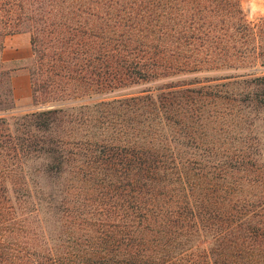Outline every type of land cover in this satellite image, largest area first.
<instances>
[{"label": "rangeland", "instance_id": "rangeland-1", "mask_svg": "<svg viewBox=\"0 0 264 264\" xmlns=\"http://www.w3.org/2000/svg\"><path fill=\"white\" fill-rule=\"evenodd\" d=\"M67 1L53 7L58 36L67 33L66 25H74L69 18L78 11L77 7L66 6ZM99 1L80 4L77 0L81 14L91 18L100 34L114 35L116 25H141L137 22L140 6L134 5L132 14L124 12L125 8L129 10L126 6L131 0H118L121 4L115 6L108 4L110 0ZM239 6L247 24L256 32L264 31V0H239ZM25 32L31 37L29 31ZM47 33L39 34L40 39L47 41ZM215 33L230 32L218 29ZM163 43L142 37L137 43L125 40L124 46L118 44L120 51L126 48L122 51L125 56L143 59L148 67L144 77L114 81L104 90L79 96L35 103L32 95L28 102L13 98V103H0L5 108L0 109V116L11 128L31 112L61 108L50 121V130L33 131L36 137L54 140L48 146L64 149L61 167L54 169L52 158L42 152L31 151L23 157L21 166L27 173L22 175L25 183L17 185L13 201L16 219L10 224V236L19 241L20 247L42 251L44 241L50 238L47 244L59 250L66 243L75 244L71 239L94 233L98 225L94 224L93 207L112 199L109 194L114 192V185L112 159L103 161L106 152L97 155L93 150L110 143L142 145L158 152L165 169L159 171L157 180L142 188V199L150 206L172 208L188 202L198 208L203 225L199 221V227L186 226L182 231L195 249H209L216 224L223 223L228 226H224V233H231L222 238L220 247L223 244V252L230 257L240 247L246 225L258 220L264 223V81L255 78L264 75V57L251 55L252 45L264 44V34L260 33L256 42H233L229 56L204 48L196 52L178 49L179 54L172 57L178 63L169 67L162 61L142 58L146 50L158 52ZM245 48L250 50L243 57L248 51ZM184 54L192 56L186 58ZM36 58L32 49L27 62L1 64L2 86L7 84L9 69L12 72L24 67L29 75L32 70L37 76ZM115 61L111 57L107 63L113 66ZM30 80L33 89L31 75ZM173 157L179 168L170 161ZM9 193L15 195L11 188ZM212 209L219 210L222 218ZM246 234L247 238L251 235V242L255 239L252 233ZM253 243L257 251V240Z\"/></svg>", "mask_w": 264, "mask_h": 264}, {"label": "trees", "instance_id": "trees-1", "mask_svg": "<svg viewBox=\"0 0 264 264\" xmlns=\"http://www.w3.org/2000/svg\"><path fill=\"white\" fill-rule=\"evenodd\" d=\"M87 1L90 3V0H79V3L85 4ZM64 2L0 0V48L7 34L24 30L31 34L30 41L38 67L37 76L34 71L30 72L35 103L47 98L89 94V91L112 86L114 81L144 77L148 67L143 59L133 60L127 54L125 56L122 51L126 48L120 51L118 44L124 46L125 40L137 43L143 37L148 42L163 41L158 52L146 50L147 54L142 58L147 56L144 60L162 61L169 67L178 63L172 58L179 54L178 49L196 52L204 48L229 56L232 55L229 48L234 47L233 42H256L257 36L264 34V31L256 32L247 24L241 15L239 0H131L126 6L129 10L125 8L124 12L132 14V7L140 6L138 13L141 17L137 22L141 25L137 28L135 24L125 28L116 25L111 36L102 35L93 28L91 18L81 14L82 8L77 0H68L66 6L77 7L78 11L69 18L74 25H66L67 33L58 36V23L52 18L53 7ZM108 4L115 6L121 3L110 0ZM84 12L90 14V11ZM218 29L230 33L216 34ZM44 32H48L47 41L39 37ZM165 36L168 38L165 39ZM247 50L243 57L249 54L250 49ZM251 53L264 57V44L252 45ZM184 55L188 58L191 54ZM111 57L116 60L113 66L107 63ZM184 63H188V60ZM10 74L11 69L6 72V86H2L0 81V103H7L5 100L13 103ZM255 78L264 81V75ZM60 109L50 107L26 114L13 128L0 116V264H264V223L259 220L254 225H246L240 236L241 245L235 253H230V257L223 252V244L220 247L222 238L231 233H224L228 226L223 223L216 224L209 249H195L188 244V238L182 236V231L186 226L199 227V221L203 225L200 210L188 202L183 206L177 204L166 208L150 206L143 200L142 188L149 181L157 180L159 171H164L165 166L160 164L161 159L155 150L129 144L110 143L111 146L93 150V154L97 155L106 152L103 161L112 159L110 173L114 185V192L109 194L112 199L101 201L93 207L97 220L94 224L98 225L93 229V234L79 240L71 239L75 244L66 243L59 250L47 244L50 238L44 241L42 251H28L20 247L19 241L10 236L13 231L10 224L16 219L13 201L17 197V185L25 183L22 175L27 173L21 166L23 157L31 151L42 152L52 158L54 169L61 167V158L66 153L64 149L48 146L54 140L36 137L33 132L50 130L49 123L56 118L55 114ZM170 161L174 167H178L175 157ZM16 175L18 178H15ZM9 188L14 196L10 195ZM210 211H214L213 214L217 211L219 218H222L219 210ZM176 231L171 238V233ZM246 233L255 236L260 250L257 248L256 251L254 240L251 242V235L247 238Z\"/></svg>", "mask_w": 264, "mask_h": 264}, {"label": "crops", "instance_id": "crops-1", "mask_svg": "<svg viewBox=\"0 0 264 264\" xmlns=\"http://www.w3.org/2000/svg\"><path fill=\"white\" fill-rule=\"evenodd\" d=\"M32 57L29 33L25 31L7 34L0 48V65L5 62H27ZM13 98L19 102H28L32 98L31 80L24 67H16L10 76Z\"/></svg>", "mask_w": 264, "mask_h": 264}]
</instances>
